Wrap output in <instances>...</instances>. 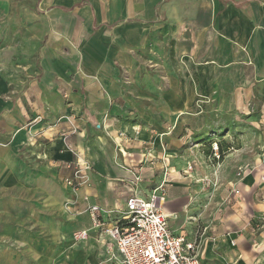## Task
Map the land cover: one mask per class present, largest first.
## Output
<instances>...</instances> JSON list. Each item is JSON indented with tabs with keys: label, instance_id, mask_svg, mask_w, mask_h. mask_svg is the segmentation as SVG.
<instances>
[{
	"label": "crops",
	"instance_id": "obj_1",
	"mask_svg": "<svg viewBox=\"0 0 264 264\" xmlns=\"http://www.w3.org/2000/svg\"><path fill=\"white\" fill-rule=\"evenodd\" d=\"M24 1L0 0V7ZM27 1L33 6H23L21 16L48 27L47 44L34 82L9 97L0 113V149L27 143L28 150L41 151L44 166L42 174L25 177L12 165L6 169V193L21 209L12 216L19 228L10 226V233L29 236L23 256L0 244V264H52L58 251L69 263L80 254L83 264H122L120 257L110 259L113 243L92 228L88 206L125 208L136 177L145 194L154 183L169 185L164 208L169 221L175 219L170 226L177 235L202 236L207 264H264V243L254 239L244 215L228 223L216 214L202 226L186 215L188 186L171 182L183 169L176 160L181 141L166 130L178 113L180 125L205 123L201 106H215L217 117L252 111L246 119L264 126V0ZM148 43L171 58L163 79L157 70L144 74L131 55ZM179 58L185 60L180 66ZM123 69L129 85L121 81ZM82 162L91 171L86 185L73 190L67 180ZM48 217L53 221L44 222ZM39 229L50 230L59 249L39 240ZM78 230H89V237L76 241Z\"/></svg>",
	"mask_w": 264,
	"mask_h": 264
},
{
	"label": "rangeland",
	"instance_id": "obj_2",
	"mask_svg": "<svg viewBox=\"0 0 264 264\" xmlns=\"http://www.w3.org/2000/svg\"><path fill=\"white\" fill-rule=\"evenodd\" d=\"M23 6L33 5L32 2L25 0L23 3L11 2L9 6H3L2 10L0 7V113L5 110L9 97L22 95L24 89L34 82L39 72L44 46L47 44L48 27L44 24L38 26L35 23L25 22L24 17L21 16ZM6 23L7 25H4ZM12 36L23 37L24 40L9 41ZM83 43L77 42V46H82ZM152 49L148 43L142 50L134 51L131 55L139 59L137 63L138 68H141L140 71L147 74V71L157 70L160 72L157 75L160 77L162 74L163 79L167 76L163 75L164 71L169 73L172 70L169 63L171 58L167 53L164 55ZM166 52H168V47ZM184 61L179 58L175 63L180 66ZM144 74L141 75L145 76ZM120 78L126 85L131 84V79L127 78L125 69L122 70ZM163 83L165 84L164 81ZM164 86L166 87V84ZM167 91V89L159 90L161 93ZM201 107L205 123L186 121L183 122L184 125H180L183 114L178 113L172 116L173 122L166 124V130L173 133L174 141H181L177 149L179 152L176 153L178 157L176 160L183 162L181 165L183 169H173L176 172L180 171L178 174H173L172 178L175 180L172 179L171 182L186 183L188 186L189 195L185 200L189 204L187 207L185 205V208L189 214L186 215L189 219L201 221L200 226L216 221L217 219L213 217L216 214L221 215L225 222H228L226 219L233 215H244V222L250 224V232L254 235V239L264 243V235H262L264 234V205H262L264 204V145L261 144V142L264 143V126L246 119L248 115L253 114L252 111L225 112L217 117L219 113H215V106ZM214 135L217 138H212ZM221 139L225 140L223 149L226 150L222 159L218 160L213 155H207L206 151L209 149L207 144L212 141L210 143L214 149L217 146L216 142ZM27 147V143H21L18 149H0V244L8 250L17 251L21 256L25 253L23 244L29 235L10 233V226L14 225L19 228L20 221L18 222L17 218L12 216L17 212L21 213V209L17 210L15 207L19 203L10 202L12 194L11 192L6 193L4 179L7 177L8 170L6 169H10V165L13 166V171L18 177L21 175L25 177L27 173L36 176L43 173V162L38 159L41 151H30ZM184 162L187 163L185 167ZM190 165L193 166L192 171H188ZM177 166L178 164L174 168ZM76 169L75 165L71 177H74ZM88 175L89 172L86 174L87 179ZM157 177L159 178L160 175ZM184 178L187 179L184 180ZM154 184L156 188L164 185L165 191H168L169 185ZM21 196L20 194L16 197ZM52 221L50 217L44 219L46 223ZM174 222L175 219L169 221L171 226ZM228 223L232 222L229 220ZM34 235L54 248L59 246L54 241V234L48 229H39ZM5 248L2 247V249ZM52 256L57 258L51 261L52 264H83L80 254L74 256L70 263L66 260V255L59 254V251L58 254L54 252Z\"/></svg>",
	"mask_w": 264,
	"mask_h": 264
},
{
	"label": "built area",
	"instance_id": "obj_3",
	"mask_svg": "<svg viewBox=\"0 0 264 264\" xmlns=\"http://www.w3.org/2000/svg\"><path fill=\"white\" fill-rule=\"evenodd\" d=\"M213 150L219 159L218 145ZM76 166L74 177L67 180L73 190L86 184V174L91 171L88 163H77ZM192 169L190 165L188 171ZM139 180L136 177L132 182L135 188L126 199L125 208L106 210L94 204L88 206L92 228L113 243L110 259L120 257L122 264H207L203 259L202 236L189 238L172 230L171 217L164 208V185L145 194L139 189ZM107 217L114 218L108 222ZM88 237L89 230H78L73 234L76 241Z\"/></svg>",
	"mask_w": 264,
	"mask_h": 264
},
{
	"label": "trees",
	"instance_id": "obj_4",
	"mask_svg": "<svg viewBox=\"0 0 264 264\" xmlns=\"http://www.w3.org/2000/svg\"><path fill=\"white\" fill-rule=\"evenodd\" d=\"M81 5H83V4H80V6ZM212 138H217V137H215V135L212 137ZM225 140H223V139H221L220 141L218 140L216 143H217V145H218V156H219V159L218 160H221L222 159V157L225 155V153H226V150L225 149H223V142H224ZM210 142H212V141H210ZM208 143L207 144V146H208V148L209 149H207V151H206V153H207V155H213L214 156V151H213V149H212V146H211V144L212 143ZM201 144H202V142H200ZM203 146H204V144H203ZM215 157V156H214ZM216 160V159H215ZM219 162V161H218Z\"/></svg>",
	"mask_w": 264,
	"mask_h": 264
},
{
	"label": "bare ground",
	"instance_id": "obj_5",
	"mask_svg": "<svg viewBox=\"0 0 264 264\" xmlns=\"http://www.w3.org/2000/svg\"><path fill=\"white\" fill-rule=\"evenodd\" d=\"M60 22H61V21H60ZM70 30H71V29H70ZM63 32H64V31H63ZM86 51H87V50H86ZM88 51H89V50H88ZM92 51H93V50H92ZM95 52H96V51H95ZM86 60H87V59H86ZM82 163H83V162H82ZM84 163H85V162H84ZM84 163H83V164H84Z\"/></svg>",
	"mask_w": 264,
	"mask_h": 264
}]
</instances>
